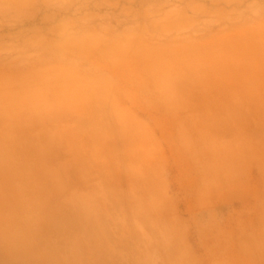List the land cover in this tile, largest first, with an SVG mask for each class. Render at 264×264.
Listing matches in <instances>:
<instances>
[{"label": "rangeland", "instance_id": "1", "mask_svg": "<svg viewBox=\"0 0 264 264\" xmlns=\"http://www.w3.org/2000/svg\"><path fill=\"white\" fill-rule=\"evenodd\" d=\"M67 94L114 215L177 263L264 264V0H0L3 108L63 130Z\"/></svg>", "mask_w": 264, "mask_h": 264}, {"label": "crops", "instance_id": "2", "mask_svg": "<svg viewBox=\"0 0 264 264\" xmlns=\"http://www.w3.org/2000/svg\"><path fill=\"white\" fill-rule=\"evenodd\" d=\"M3 99L0 264H182L175 262V251L161 248L155 231L135 225L142 220L114 215L108 189L98 187L96 110L90 96L67 94L71 105L60 109L63 130L47 123L52 118L46 109L36 110L44 119L40 124L15 118V108H3ZM200 219L195 223L204 233L224 228L221 216L205 220L216 226Z\"/></svg>", "mask_w": 264, "mask_h": 264}]
</instances>
